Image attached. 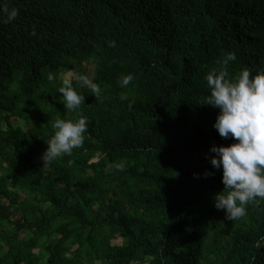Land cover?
<instances>
[{
    "label": "trees",
    "instance_id": "1",
    "mask_svg": "<svg viewBox=\"0 0 264 264\" xmlns=\"http://www.w3.org/2000/svg\"><path fill=\"white\" fill-rule=\"evenodd\" d=\"M5 2L19 14L0 13V264H264V201L232 220L214 205L210 149L235 138L200 104L228 52L230 78L264 70V0ZM67 73L86 138L43 165L54 121L78 118L58 91Z\"/></svg>",
    "mask_w": 264,
    "mask_h": 264
},
{
    "label": "clouds",
    "instance_id": "2",
    "mask_svg": "<svg viewBox=\"0 0 264 264\" xmlns=\"http://www.w3.org/2000/svg\"><path fill=\"white\" fill-rule=\"evenodd\" d=\"M0 13L6 14L4 22L9 23L17 18L19 9L9 7L5 0H0ZM109 45L114 47L116 41H109ZM235 60L236 54L228 52L222 60L217 61L220 66L207 73L210 94L202 97L200 103L219 108L214 127L222 137L235 138L234 143L214 144L210 149L216 153L211 156L210 162L214 168H222V182L225 186L214 195V205L225 210L230 220L245 216L249 203L264 201V70L253 74L250 69L244 68L232 79L228 65ZM134 78L133 73L122 74L119 84L125 87ZM48 79L54 80V74L50 72ZM78 81L88 86L95 97L101 96L103 89L88 75L81 73ZM58 91L63 96L65 108L76 112L78 118H57L54 121V134L46 140L48 147L41 157L43 165H50L57 158L71 155L73 149L81 147L89 126L88 117L81 108L85 103V95L77 91L73 79L64 78ZM121 99H128L127 93H122ZM133 103L129 101V107ZM114 167L124 170L126 164L122 161ZM212 174L211 170L205 172V175Z\"/></svg>",
    "mask_w": 264,
    "mask_h": 264
},
{
    "label": "rangeland",
    "instance_id": "3",
    "mask_svg": "<svg viewBox=\"0 0 264 264\" xmlns=\"http://www.w3.org/2000/svg\"><path fill=\"white\" fill-rule=\"evenodd\" d=\"M62 80L64 78H73V75L71 73H67V74H62L61 77H60ZM18 124H20L19 121H17Z\"/></svg>",
    "mask_w": 264,
    "mask_h": 264
}]
</instances>
